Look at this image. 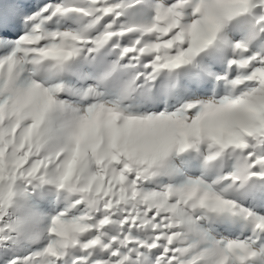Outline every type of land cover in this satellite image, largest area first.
Masks as SVG:
<instances>
[{
    "label": "snow or ice",
    "instance_id": "snow-or-ice-1",
    "mask_svg": "<svg viewBox=\"0 0 264 264\" xmlns=\"http://www.w3.org/2000/svg\"><path fill=\"white\" fill-rule=\"evenodd\" d=\"M0 264H264V0H0Z\"/></svg>",
    "mask_w": 264,
    "mask_h": 264
}]
</instances>
